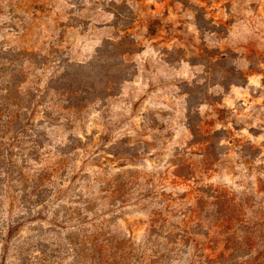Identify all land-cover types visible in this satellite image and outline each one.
I'll return each instance as SVG.
<instances>
[{
  "label": "rangeland",
  "instance_id": "374dc122",
  "mask_svg": "<svg viewBox=\"0 0 264 264\" xmlns=\"http://www.w3.org/2000/svg\"><path fill=\"white\" fill-rule=\"evenodd\" d=\"M0 57L29 119L9 152L38 142L23 172L78 213L63 227L132 248L118 264L240 263L219 255L248 233L264 264V0H0Z\"/></svg>",
  "mask_w": 264,
  "mask_h": 264
},
{
  "label": "trees",
  "instance_id": "16d2710c",
  "mask_svg": "<svg viewBox=\"0 0 264 264\" xmlns=\"http://www.w3.org/2000/svg\"><path fill=\"white\" fill-rule=\"evenodd\" d=\"M0 60L3 59L0 57ZM10 82L6 81L8 85H12L13 83ZM2 92L4 93L2 94ZM2 92L0 96V264H118V260L123 261L122 258L126 255L132 254L131 257L137 258L136 255H133L132 248L128 254L125 252L115 254V251H120L117 249L119 243L102 240L97 227L91 236H87L82 235L79 228H65L57 221L61 213H64L62 220L74 214L78 215V213L65 207H61L59 210L52 209L50 212L48 208L50 202L47 201L53 193L54 183L49 175L42 171L31 177L24 175L25 160L36 162L33 154H36L34 151L38 142L28 140L30 138L25 135L26 128L29 126V119L26 115L15 113L11 109L17 107L16 102L12 99L11 87L2 90ZM194 133L193 131L192 134L195 135ZM22 137L28 138L25 144L34 145L32 153L20 156L11 154L10 148H15L13 143L20 144L19 140ZM16 157L22 163L20 166H18ZM14 187H19L20 190L15 191ZM9 191L20 193V199L16 200L10 197ZM2 199L10 201L8 209L3 208ZM14 201L18 202L15 206ZM83 206H87L86 202L83 203ZM47 213L50 218L47 220L46 227L41 223V225L28 228V235L15 237L21 227L37 221H44ZM62 223L64 224V221ZM152 229L154 230V228ZM184 229V227H178V232L172 230L165 232L167 237H164L166 240L164 246L153 243L149 232L139 249L143 254L147 250V245L153 244L150 252L154 254H159L160 251L162 253L172 252L168 250L170 248H167V245L175 248L185 245L183 239L188 240L186 238L188 233ZM62 230L70 232L62 236ZM168 238L173 239L169 240ZM253 245L248 233L239 239L227 238L224 240V248L219 257L225 260L234 259L232 253L239 250L250 251L245 260L235 264H262L261 253ZM154 246L155 252L153 251ZM122 264L130 263L126 261ZM137 264H147V262H137Z\"/></svg>",
  "mask_w": 264,
  "mask_h": 264
}]
</instances>
